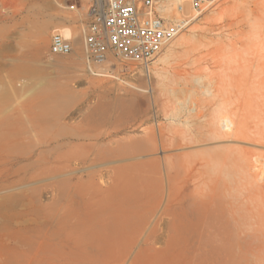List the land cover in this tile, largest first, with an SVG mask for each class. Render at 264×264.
<instances>
[{"label": "rangeland", "instance_id": "374dc122", "mask_svg": "<svg viewBox=\"0 0 264 264\" xmlns=\"http://www.w3.org/2000/svg\"><path fill=\"white\" fill-rule=\"evenodd\" d=\"M50 1L55 0H0L2 234L10 229L27 238L75 239L90 253L106 254L108 264H190L183 253L188 236L180 227L195 221L190 210L204 196V187H184L175 165L151 157L146 129L158 119L165 121L167 137L177 139V128L197 132L195 125L184 127L160 115L187 96L180 70L191 41L215 34L235 13L236 0H218L185 18L184 29L170 43L174 54L159 66L162 71L155 61L151 76L138 63L121 61L119 78L104 81L106 77L90 73L89 57L51 53L52 30L45 49L33 46L27 22L62 9L49 7ZM59 1L78 8L88 4L89 10L93 2ZM91 20L89 11L82 22ZM182 34L190 42L179 44ZM57 57L68 62L51 67L49 61ZM128 82L147 86V96L137 95L128 104L125 87H134ZM195 83L203 92L210 78L202 74ZM149 111L154 121L148 120ZM155 131L158 135L156 124ZM162 150L159 146L161 155ZM156 208L167 220L164 229L158 226ZM241 213L246 234L239 264H264V224L262 230L253 223L246 203ZM224 225L225 217L214 208L204 234L208 246L199 257L202 264H236L224 247ZM178 234L184 243H177ZM214 251L216 260H208Z\"/></svg>", "mask_w": 264, "mask_h": 264}, {"label": "bare ground", "instance_id": "6f19581e", "mask_svg": "<svg viewBox=\"0 0 264 264\" xmlns=\"http://www.w3.org/2000/svg\"><path fill=\"white\" fill-rule=\"evenodd\" d=\"M50 2L49 7L62 6V9L34 24L27 22L33 29V46L45 49L50 31L59 28L72 41L74 56L89 57L85 49L86 25L82 22L89 15L88 4L78 8L59 0ZM236 3L235 13L215 34L191 41L180 70V84L187 96L170 111L160 113L163 118L177 119L178 125H195L197 132L177 128V139L175 135L167 137L166 123L158 119L146 129L151 138V157L175 165L184 187H204V196L190 210L195 221L180 227L188 236L183 253L190 264H202L199 257L208 246L204 234L214 208L225 217L224 247L236 264L243 255L242 235L246 234L241 221L242 206L246 203L250 207L253 223L259 229L264 224V0H236ZM161 5V12L174 19L200 14L195 13L190 0H163ZM178 40L181 45L189 41L186 34ZM168 46L153 61L157 70L162 71L159 66L165 65L174 54V45ZM121 61L109 52L103 61L89 62L88 69L95 76L106 77L102 81L119 78ZM67 62L57 57L49 65L56 67ZM142 70L151 76V69ZM202 74L210 78V85L203 92L195 83ZM134 87H125L130 92L128 104L136 102L138 96L142 99L147 96V86ZM148 113V120L154 121L153 114ZM156 116L159 118V113ZM175 157L177 162L173 160ZM159 170L163 171L162 164ZM159 210L154 209V213L159 215L158 226L164 229L167 220ZM179 235L177 243H184ZM215 252L206 258L215 261ZM0 264H108V260L106 254L98 250L90 253L75 239L27 238L10 229L2 234L0 227Z\"/></svg>", "mask_w": 264, "mask_h": 264}, {"label": "built area", "instance_id": "2783aa9c", "mask_svg": "<svg viewBox=\"0 0 264 264\" xmlns=\"http://www.w3.org/2000/svg\"><path fill=\"white\" fill-rule=\"evenodd\" d=\"M162 1L93 0L92 20L84 28L89 58L103 61L113 52L122 61L138 63L149 72L153 61L185 27V19H174L161 12ZM190 1L193 9L202 13L218 0ZM49 50L53 54H70L73 43L55 28L50 36Z\"/></svg>", "mask_w": 264, "mask_h": 264}]
</instances>
